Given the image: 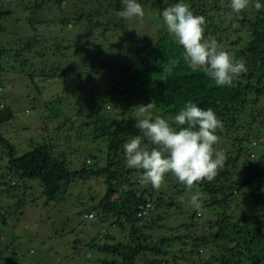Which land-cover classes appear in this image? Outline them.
I'll list each match as a JSON object with an SVG mask.
<instances>
[{
  "label": "trees",
  "instance_id": "16d2710c",
  "mask_svg": "<svg viewBox=\"0 0 264 264\" xmlns=\"http://www.w3.org/2000/svg\"><path fill=\"white\" fill-rule=\"evenodd\" d=\"M63 2L0 0V38H7V43L0 42V59L6 57L3 64L0 61V76L13 72L29 78L36 85L38 100L29 97L28 100L39 116L42 111L46 112L42 121L45 124L54 122L57 135L74 131L75 138L82 139V134L87 132L88 136L83 141L90 140V145L94 143L96 146L95 149L87 146L78 153L68 151L69 147L56 150L53 140L55 136L46 127L47 135L36 132L22 149H18L16 144L5 137L7 128L4 129V126L15 118L13 110L7 107V110L0 111V160L8 161L6 165L0 164V264H20L13 259L25 257L23 250L26 241L16 242L17 230L14 227L18 222L11 220L18 206L25 204V197L31 198L29 208L42 205L49 209L51 205L60 203L67 207L70 205L71 208L77 207L85 218L91 211L79 208V201L66 196V193L71 186L79 185L82 188L87 183H97L94 186L97 188L99 182L105 186L106 192L99 205L92 209L99 211L100 222H108V216L114 218L111 226L118 227L124 242L112 245L116 236L110 237L103 234L102 230L95 232L94 236L109 242L105 245L101 241L97 242L84 254L79 253L76 262L92 264L101 254H109L123 260L122 263L112 261L111 264H137L136 259L148 253L150 258L145 259V264H164L162 259L172 253L175 263L186 258L188 264H264V191L256 187L257 181H264V156L254 164L256 173L252 175L237 169L244 154L250 156L255 152L254 144L264 143V121L257 126L259 117L264 113V106H260L264 104V0H260V15L249 17L241 11L242 18L236 19L239 28L236 32L249 35V39L238 49H232L237 47V42L232 39L233 32L221 35L232 27L231 23L226 24V18L232 11L231 0H227L229 8L224 12L221 0H184L195 15L205 17V37H215L222 50L234 53L236 58L246 61L247 72L236 77L231 86L216 85L202 70L191 67L185 61L182 46L167 32L164 24L159 25L163 20L157 10H163L164 0H138L145 11L141 24L138 18L126 20L117 16V12L123 10V0H77L78 3L66 6ZM177 2L179 0H168L167 6ZM210 2L213 3L211 8L208 7ZM79 4L91 6L90 11L82 6L78 10ZM210 11L215 13L212 15ZM144 25L147 26L144 30L148 32L146 35L139 32V26ZM148 25L151 27L148 28ZM70 28L75 32L84 28L97 31V38L107 39L110 32H118L121 36L127 34L130 38L123 45L119 43L114 46L107 39L110 43L97 46L100 49L107 46L106 59L102 65L110 71L115 69L114 66L121 67L116 69L120 71L121 81L113 84L108 91H91L82 97L84 102L79 104L82 107L74 116L72 112H63L61 107L69 104V97L60 95L59 83L49 79L61 74L70 79L76 72L81 76L88 63L94 65L89 55H83L84 64L79 71L74 66L66 69L61 65L63 59L70 62L73 58L68 55L72 43L65 45L69 39L74 40L78 47H94L96 41L85 40L78 34L73 36ZM218 34L220 36L216 37ZM238 38L245 39L244 35ZM51 39L54 44H50ZM221 44H227L231 49ZM172 60L176 61L175 66L171 65ZM169 67H172V71L165 72L164 69ZM9 78L3 77L4 81L0 82L15 81ZM49 81L54 85L49 86ZM2 87L0 85V91ZM126 92L130 94L127 100L133 98L128 105L134 108L156 100L153 116L163 114L172 118L189 101L202 109H213L223 124V128L217 130L220 141L214 147H219L227 156L218 175L210 182L202 181L201 190L194 187L198 183L188 189L171 173L166 174L163 183L166 187L162 189H154L150 183H142L139 177L143 170L127 167L123 149V145L134 136L143 135L134 126L138 118L132 114L114 112L119 106L115 100ZM111 103L114 109L108 111ZM144 146L149 149L154 147L146 137ZM259 152L264 154L263 146ZM136 174L138 176L133 178ZM34 184L39 188L29 193L26 188L33 190ZM125 185L129 187L122 188ZM248 191L257 208L251 207L243 216L228 212L232 202L243 201ZM119 192L128 196L114 198ZM189 192L203 194L201 203L209 211L208 217L195 210L187 224L170 228L171 233L165 236L160 230L163 227L160 221L165 219L166 214L162 210L176 207L178 200L184 197L191 201V196H184ZM238 192L239 195L235 196ZM209 198L211 202L207 201ZM90 201L94 202V199ZM147 202L153 204L154 212L141 219L137 215L139 206ZM219 209L221 213L217 214L218 221L213 224L208 218ZM92 214L95 219V214ZM180 228L184 230L183 233L178 232ZM149 230L158 232L161 237L158 240L152 239V234L145 233ZM140 232L145 234L139 235ZM187 240L191 243L188 244ZM15 242L17 250L14 248ZM179 245L181 250L178 249ZM185 245H189L190 249L187 250ZM217 248L220 253L215 251ZM8 254L12 256L7 258ZM194 254L199 256V262L190 259ZM167 262L165 264H169Z\"/></svg>",
  "mask_w": 264,
  "mask_h": 264
},
{
  "label": "rangeland",
  "instance_id": "374dc122",
  "mask_svg": "<svg viewBox=\"0 0 264 264\" xmlns=\"http://www.w3.org/2000/svg\"><path fill=\"white\" fill-rule=\"evenodd\" d=\"M20 2L22 0H19ZM30 1H35V0H30ZM43 1V0H41ZM78 3L77 0H64L63 5H69L72 3ZM259 2L260 0H250L249 6L243 10L245 14L249 17L251 16H256L257 14H261V8L256 9L255 8V3ZM31 3V2H30ZM2 4V3H1ZM221 9L224 12V10L229 8V5L227 4V0H221ZM261 4V3H260ZM78 10L80 9V6L85 8L86 11H90L91 6H88L86 4H79L78 5ZM96 6V5H95ZM167 7L166 4L163 3V9ZM208 7L211 8L213 7V3L210 2L208 3ZM49 9V8H47ZM214 9V8H212ZM14 10V7H13ZM212 12L211 14L213 15L215 12ZM225 14V13H224ZM256 14V15H255ZM243 15L242 12L240 13H235L233 10L231 11V15L227 16L226 18V24L231 23L232 27L228 28V31H224L221 33L222 36H225V33H230L233 32L232 39L235 40V43L237 42V47H233L232 49H238L243 45L245 41L249 39L248 34H244L243 32H236L238 31V24L236 22V19L242 18ZM139 24L142 21L139 19ZM215 23V22H214ZM159 25H163V23H159ZM141 28V34L146 35L148 32L144 31L146 30L147 26H139ZM151 27L148 25V28ZM161 27V26H160ZM72 32L70 34L76 35L80 38H83L85 40L91 39L96 41V45L94 47L92 46H77V43L74 40L69 39L65 43V45H68L70 43L69 47V54L71 57L70 62L69 60H64L62 61L61 65H63L66 69L69 68L70 66H74L77 70L80 69V67L84 64V61L82 60L83 55H89L92 57V61L94 65H90L88 63L87 67L85 66L83 69H85V73H82L81 76L77 74H72V78L67 79L62 76L56 75L52 76V79L50 77L49 80L55 81L56 83H59L60 85V95L62 96H67L69 97V104L66 106H62L61 109L63 112H69L72 114V116L76 115L82 107L84 102L82 99L84 96H87L91 91L93 92H102V91H108L113 87V84L118 83L121 81L120 77V71L116 70L121 67L114 66L115 69L110 71V69L106 66L102 65V62L104 59H106L105 52L107 50V46L102 47L101 49L97 47L99 44H106L112 42L114 46H118L119 43H124L127 44L129 42L130 38L127 36H121L118 32L112 34L113 32H110V35L106 38H97L99 36V32L97 31H88L85 28L81 29V31H73V28H70ZM74 32V33H73ZM151 32V30H150ZM101 33V32H100ZM121 33V32H120ZM213 33V32H212ZM244 35L245 39H240L238 38L239 36ZM220 35L218 34L216 37H219ZM0 42L7 43V38L5 39L0 38ZM53 41V43H52ZM74 41V42H73ZM50 44H54V40L51 39ZM74 45V47H73ZM76 46V47H75ZM226 49H231V47L227 44H221ZM84 47V48H83ZM82 54V56H81ZM63 57V56H61ZM1 63L3 64L6 61V57L4 59H0ZM92 63V64H93ZM79 71V70H78ZM16 74V75H15ZM10 77L9 79H15V81H6V82H0V85H3V92L0 91V111L7 110V107H11L14 113V119L6 123V127L4 126L5 130V137L7 140H9L11 143L16 144L18 149H22L27 143L30 138V136L36 134V132L39 135H47V132L45 131V128L48 127L51 130V135L55 136L53 138L54 143H55V149H62L65 150V148L69 147L68 151H73L79 152L83 151V148H86L87 146H90V148H94L96 144H92L91 141H83V138L85 136H88V133H83L82 134V139L75 138L76 134L74 131L68 132L67 134H60L57 135L54 130L57 131V125L52 122H48V124H45L42 121V117L45 115V111H42L40 113V116L37 114V111L30 105V102L28 100V97L31 99H36L38 100V95L36 91V85L35 83H32L29 78H25L22 75H18L17 73L13 72L11 74H6L5 76H0V81ZM21 78V79H20ZM65 79V81H64ZM64 81V84H63ZM50 82V81H49ZM3 83V84H2ZM50 85H54L52 82H50ZM1 88V89H2ZM10 88V90H8ZM79 95H76V94ZM130 96L129 92H126L125 95L121 96L120 99L115 100L116 104H119L118 108H115L114 112L118 113H124L126 115L132 114L136 118H141L139 117V112H138V107L134 108L128 105V103L132 102V99H126V97ZM83 97V98H82ZM52 96H50V99ZM56 98V97H53ZM6 100V104L4 103ZM53 100V99H52ZM55 101V99L53 100ZM130 101V102H129ZM260 106H264V104H261ZM114 109V104L111 103L108 105V111H113ZM74 110V111H73ZM83 111H86V109H83ZM125 115V116H126ZM258 115V114H257ZM155 116V115H154ZM161 116L165 119L171 120V118L167 115L161 114ZM41 118V119H40ZM79 119H83V117H79ZM261 121H264V113L261 117H259V121L257 123V126ZM1 131V128H0ZM50 133V132H49ZM70 142V143H69ZM74 142L77 143L74 145ZM25 144V145H24ZM69 144V146H68ZM260 146L264 147V143L258 142L257 144H254L255 147V152L251 154L250 156H247L244 154L241 158V160L237 164V169L239 171H242V173H246L247 175H252L256 173L255 165L256 162L259 160V158H262L264 156L263 153H260L258 148ZM62 147V148H61ZM71 147V148H70ZM217 150H220L219 147H215ZM258 148V149H257ZM2 149V148H0ZM257 149V150H256ZM232 151L234 148L231 149ZM104 156V155H103ZM249 159V160H248ZM8 163L7 160H0V164L6 165ZM90 163V162H89ZM138 174L134 175L133 178H136ZM88 184V183H87ZM84 185V187H78V186H71L69 187L66 196L75 198L76 201H79V208L81 209H86L88 208V211H91L90 213L95 214V219L90 220L88 217H83V214L79 211L77 207L71 208L70 205L67 207L65 205H62L60 203L56 205H51V207L45 208L44 206L40 205L38 208H29V204L31 201V198H24L25 204H20L18 208L16 209L15 212V217H11L12 221L18 222L15 223L14 230H17L15 232V237H16V242H25L26 241V246L25 249L23 250L24 252V259L16 257L15 260L17 263L20 264H83L82 262L78 261L76 262L75 259L78 258L77 255L84 254L89 248L91 249L94 244L97 242L105 245L106 242L108 243L109 241H103L100 240V238L94 236L95 232L101 231L103 234L116 236L114 238V242L112 241V245L118 244L120 242H124L123 237L121 236V232L119 231L118 227L111 226V223L113 222L114 218L111 217H106L108 222H100L99 220V215L97 210H94V206H98L99 202L102 200L105 194V186H102V182H99L97 188L96 186L97 183L92 184V185ZM201 184L202 182L198 183V185L194 186L197 187V189L201 190ZM199 186V187H198ZM261 187V191H264V181L260 183L259 181L256 182V187ZM34 189L32 188H26V190L29 193H32L33 191L37 190L39 187L37 184H34ZM128 185L123 186L122 188H128ZM163 187H166L164 184L159 188L162 189ZM167 188L169 186L167 185ZM2 190V189H0ZM36 192V191H35ZM251 193L248 191L244 198L243 201H239L237 203V200L232 202L231 208L228 210L231 214H235L236 216H243L245 213H248L252 208H257V204L255 200H252V196L250 195ZM39 198L41 195L37 194ZM193 193L189 192L188 194L184 196H192ZM239 195L235 194V196ZM128 194L124 192H119L115 195L114 198L117 197H127ZM94 199V202H91V199ZM185 199V203H184ZM208 202H211V199H207ZM43 203V201H40ZM63 202V201H62ZM67 203V202H66ZM68 205V204H67ZM86 205V206H85ZM177 207V209H176ZM176 207H172L169 210H162V212L166 213L165 214V219H162L160 221V225L163 227L160 228L162 234L166 236V234L171 233L170 228L173 227H178L183 224H187L190 220V215L197 209H195L191 201L187 198H181L178 200V204ZM180 207V208H179ZM202 211L201 213L205 214L206 217H208L209 211L202 205ZM198 211V210H197ZM221 213V210L219 209L218 211H215V215H211L210 221L214 224L218 220L217 214ZM86 213V212H85ZM21 216H20V215ZM18 216V217H17ZM20 216V218H19ZM98 216V218H97ZM203 218V215H202ZM204 219V218H203ZM196 220H199V218H196ZM209 221V220H208ZM115 223V222H114ZM128 227V225H127ZM217 227V226H216ZM108 228V229H107ZM105 231V232H104ZM183 229L180 228L178 231L179 233H183ZM176 231L173 233L175 234ZM147 235L152 234V239L158 240L161 236L158 234V232L154 231H145ZM145 233H139L145 234ZM103 236V235H102ZM26 238V239H25ZM5 239V238H4ZM15 242V250L16 249V243ZM187 243L190 244L191 241L187 240ZM187 247V250L190 249L189 245H185ZM184 247V246H183ZM185 248V247H184ZM179 250H181V246L179 245L178 247ZM217 253H220V249L217 248L215 249ZM172 254V253H171ZM170 254V255H171ZM168 257L163 258L162 260L165 261L168 260L167 263L169 264H188L186 258H181L180 261L177 263L173 262V255ZM202 255V254H201ZM12 256L11 254H8L6 257L9 258ZM20 256V254H19ZM153 257V255L151 254ZM175 256V255H174ZM189 256V255H188ZM114 256L109 255V254H101L97 258L94 259L92 264H111L112 261H117L119 263H122L121 258H113ZM89 257L85 258L88 259ZM146 258H150V254L144 253L139 258L136 259L137 264H145L144 261ZM190 259L192 261L199 262L200 258L197 255H192L190 256ZM264 259V258H263ZM97 260H99L97 263H95ZM105 260V263L103 262ZM5 264V263H4Z\"/></svg>",
  "mask_w": 264,
  "mask_h": 264
},
{
  "label": "clouds",
  "instance_id": "9594fccd",
  "mask_svg": "<svg viewBox=\"0 0 264 264\" xmlns=\"http://www.w3.org/2000/svg\"><path fill=\"white\" fill-rule=\"evenodd\" d=\"M167 5L168 0H164ZM250 0H231L230 7L240 13L249 6ZM123 10L117 16L126 20L143 19L145 11L138 0H123ZM262 5L255 3V8ZM167 32L184 50V59L193 68L202 70L218 86H231L236 77L247 72L246 61L236 58L234 53L222 50L215 37H205L206 20L195 15L184 0L157 10ZM175 66L176 61H170ZM170 73L172 67L164 69ZM139 117L135 127L143 135L134 136L123 145L127 167L142 169V183H150L159 189L168 173L188 189L204 180L212 181L223 169L227 156L214 145L220 141L217 130L223 128L222 121L213 109L198 107L189 101L177 115L169 119L157 114L153 116L156 100L139 105ZM154 145L144 146V138ZM202 193L191 196V204L202 211ZM92 214V213H91ZM89 215V214H87ZM86 217V216H85ZM91 219V218H90Z\"/></svg>",
  "mask_w": 264,
  "mask_h": 264
},
{
  "label": "built area",
  "instance_id": "2783aa9c",
  "mask_svg": "<svg viewBox=\"0 0 264 264\" xmlns=\"http://www.w3.org/2000/svg\"><path fill=\"white\" fill-rule=\"evenodd\" d=\"M154 212V206L151 202H147L146 204H142L139 206L138 217L143 219L150 216ZM88 218H93V214L86 215Z\"/></svg>",
  "mask_w": 264,
  "mask_h": 264
}]
</instances>
